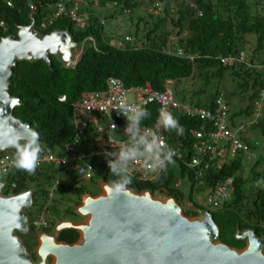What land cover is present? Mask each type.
Returning <instances> with one entry per match:
<instances>
[{"label": "trees", "instance_id": "1", "mask_svg": "<svg viewBox=\"0 0 264 264\" xmlns=\"http://www.w3.org/2000/svg\"><path fill=\"white\" fill-rule=\"evenodd\" d=\"M11 1L13 6L8 7L4 0H0V18L5 25L4 29L0 28V37L15 35L17 25L28 24L33 19L39 35L52 30H67L72 41L81 43L84 40L82 53L72 67L65 66L60 57L51 54H47L48 62L43 59H15L10 67L6 92L18 101L12 107L11 115L39 132L45 150H62L65 144L71 142L74 128L70 103L81 91L102 89L110 76L118 78L124 86H140L147 82L158 90L163 89L165 79H172L177 84L181 79H189V92H185L190 95L189 103L210 106L222 90L224 75L228 74L235 84L231 89V93H234L232 98L235 97L233 102L222 93L229 128L256 134L250 138L264 143V0H191L195 5L193 8L184 4L183 0H158L161 7L156 6L157 9L150 7L156 0H97L96 7H87L88 20L83 28H74L67 16L58 17L47 24L45 16L57 0H38L40 4L31 17L24 0ZM62 1L67 8L71 7V0ZM172 8V13L167 11ZM39 20H45V26L38 27L36 21ZM121 24L127 26L124 34L134 35L133 39L143 44L137 47L126 43L122 47L114 46V41L122 40V37L114 34L115 27ZM106 25L108 28L104 31ZM130 26L133 27V33H130ZM171 31L175 35V45L181 47L185 54L194 55L192 60L169 56L160 51ZM248 34L254 36L250 47L247 45L250 40ZM246 49L249 50L245 53L246 59H236L235 64L230 65L220 63V58L237 57L240 50ZM258 93L260 101L256 106ZM59 95H64L65 100L58 101ZM142 107L150 112V116L142 122L149 123L155 116L156 105L150 103ZM172 115L183 127V133H187L190 127L200 129L207 125L197 117ZM240 118L247 120L239 121L234 126V120ZM164 134L171 144L181 137L174 130L164 129ZM242 139L249 143L247 138ZM84 141L83 138L78 143L79 149H87ZM183 144L187 147L188 143ZM8 152L16 155L15 149L11 147L1 152L0 156ZM189 157L190 151L185 150L181 159L173 158L176 161L174 166L170 165L166 173H157L150 181L132 177L127 189L134 192L148 191L151 194L162 193V189H166L167 194L179 203L182 198L175 185L179 177L187 181L189 200L199 186L210 187L214 180L231 177V200L237 207L211 213L218 228V240L241 248L244 240L235 238L234 232L245 227L251 228L256 236H264V187H260L264 178V146H260L251 160L243 159L241 155L223 162L216 158L206 160L207 169L197 177L196 182L193 169L185 165ZM108 159L106 156L88 158L93 167V181L98 178L110 185L116 179L110 173ZM216 162L220 164L218 169L215 168ZM62 172L70 175L60 171L58 166L50 165L38 167L33 174L11 169L3 178L2 194L15 195L30 189L32 196L35 194V199H38L44 196V187L50 179L55 175H63ZM10 183H14L11 189ZM245 187L255 190V198L249 204L240 206ZM62 192L61 197L53 198L49 205L50 214L56 216L55 224L65 218L71 220L76 215L70 195L78 196L84 189L81 183L78 186L70 184ZM35 199L32 197V205H38ZM62 203H65V208H59ZM184 213L196 215L195 211L187 209ZM50 223L41 231L48 232ZM27 232H32L36 238L32 227L28 226ZM225 233L229 240L225 239ZM16 234L25 246L21 233ZM77 238L78 233L73 228H62L54 234L56 241L69 244ZM34 256L30 255L32 261L35 260ZM44 264H49L48 259Z\"/></svg>", "mask_w": 264, "mask_h": 264}, {"label": "water", "instance_id": "2", "mask_svg": "<svg viewBox=\"0 0 264 264\" xmlns=\"http://www.w3.org/2000/svg\"><path fill=\"white\" fill-rule=\"evenodd\" d=\"M25 29L28 39L37 37L34 30ZM53 32L65 42V51L58 50L57 43L48 53L58 50L65 65L71 67L80 49L73 60L76 44L69 40L67 31ZM3 39L20 46L21 54L16 59L46 57L44 49L33 54L29 41H20L19 32L0 42ZM15 58L11 55L7 60L0 59V152L10 147L15 130L26 125L11 115L17 98L8 96L5 90ZM2 184L0 181V264H44L46 256L52 259L50 264H264V237H256L252 230L236 233L235 237L245 239L243 248L236 250L216 239L217 228L208 212H203L200 219H190L172 198H154L148 191L127 188L116 193L107 183L102 184L101 194L85 195L75 207L77 213L86 216L85 221L55 224L54 234L62 228H73L78 239L69 244L56 241L54 234L41 232L36 248L40 263L32 262L15 233L26 232L27 216L22 208L31 205L32 191L3 196Z\"/></svg>", "mask_w": 264, "mask_h": 264}, {"label": "built area", "instance_id": "3", "mask_svg": "<svg viewBox=\"0 0 264 264\" xmlns=\"http://www.w3.org/2000/svg\"><path fill=\"white\" fill-rule=\"evenodd\" d=\"M83 3L82 0H73L71 7L67 8L62 0L55 1L53 4L54 9L47 23L58 17L67 16L75 26H81L86 19L85 12L79 10V5ZM29 7L34 8L31 4ZM44 25L45 22L40 23L41 27ZM124 39L128 40L130 37L125 36ZM222 62H227V60L224 58ZM58 100L63 101L64 96H60ZM150 102L157 106L155 116L149 123L142 122L141 127L158 130L165 144L163 128L159 125L161 109H165L171 114L176 112L178 115H184L185 117H198L207 124L197 130L189 128L187 133H183L182 137L178 138L172 147L176 153L175 157L181 159L183 155L180 153L183 142L181 139L188 143L190 157L185 163L187 167L196 172V176L207 169L206 160L216 158L223 162L227 157H235L237 153H241L247 158L254 157L260 146H264V143L261 142L259 147L256 146L250 150L247 144L237 137L236 133L228 127L225 119V106L219 97L214 100L212 110L195 108L176 101L170 87L167 85L163 91L151 89L147 85L124 87L118 79L109 77L103 89L83 92L70 103L71 123L74 130L71 142L64 146L67 155L41 154L39 166L41 164L53 165L64 171L75 173L74 180L77 183L80 180L91 179L93 177V167L88 158L94 156L114 158L109 157L108 154L118 150L121 143L128 139L125 133L127 122L125 117L120 114L124 106H143ZM83 138L87 146L86 150L77 147ZM14 158L8 153L0 156L1 174L15 168L13 165ZM215 164L216 168H220L218 162ZM156 173L146 167L143 161H137L131 166V177L136 180L154 179ZM66 179L68 180L54 178L49 187L46 188L45 203L42 205L38 216L31 222L34 228L46 225L45 215L50 211L48 203L59 186L62 185L65 189L69 184H73L69 177ZM227 185H230L229 179L221 183L217 182L211 192L206 195L205 200L209 203L212 202L214 205L218 204L219 200L216 199L215 201L214 195L220 199L225 198L224 189ZM12 187H14V183H10V188Z\"/></svg>", "mask_w": 264, "mask_h": 264}, {"label": "clouds", "instance_id": "4", "mask_svg": "<svg viewBox=\"0 0 264 264\" xmlns=\"http://www.w3.org/2000/svg\"><path fill=\"white\" fill-rule=\"evenodd\" d=\"M24 1H25V5H26V7H27V9L29 11V16L31 17V15H33L37 11V5H39L40 2L38 0H36V1L24 0ZM71 1L73 2V0H71ZM82 1H84V3L79 5V10L80 11H84L85 14H86V19L84 20V23L81 26H75L74 23H73V21H71L67 17L72 22L74 28H83V27H85V25L87 23V20H88V18H87V11H88L87 10V7L88 6L96 7L98 5L97 4V2H98L97 0H82ZM123 1H126V0H123ZM129 1L132 2V0H129ZM183 1H184V4L190 6L191 8L195 7L194 3L191 0H183ZM4 2L6 4V6H8V7H12L13 6V3H12L11 0H4ZM30 4L34 6L33 9H31L29 7ZM53 4H54V2L52 3V6L49 7V14L47 13L48 15L45 16L46 17L45 20L49 19V17H50V14L52 13V10L54 9V5ZM156 6L161 7V3L158 0H156L152 5H150V7L157 9ZM164 6H166V5H164ZM167 11H169V12L172 13L174 11V8L168 9ZM196 12L198 14L200 13L199 10H196ZM45 20L36 21V23H38L37 26L38 27H41L40 26V23L41 22H44ZM47 24H49V23H47ZM4 27H5L4 22L0 18V28L1 29H4ZM25 27H29L30 29L34 30L36 32L38 38H40V37L48 34V33H46V34H43V35H39L38 34V29H36L34 27V23H33V19H32L28 24L17 25L16 26V31H15L16 33H15V35H13V34H8V35L16 36L17 33L21 30V28H24L25 29ZM53 31H67V30H52V31L49 32V34L52 33ZM171 32L172 33L170 34L168 41L165 43L164 47L160 51L162 53L166 54V55H169V56L183 57V58H188L189 60H192V58L194 57V55L189 54V53H186L185 54L183 52V49L181 47L175 45V43H174V41H175V35H174V32L173 31H171ZM67 33H68V31H67ZM8 35L1 36L0 39L3 38V37H6ZM68 35H69V33H68ZM125 36H129L130 39L125 40L124 39ZM133 37H134V35H130L128 33H125L122 36V40L121 41H118V40L114 41V46H116V47H122L124 43L131 44V45L134 44L133 47L140 46V44L142 43V41L133 39ZM69 40L71 42H74V41H72L70 39V35H69ZM253 41H254V36L252 35L250 37L249 43H247V45H249V44L252 45L253 44ZM83 42H84V40L81 43L74 42L76 45L72 49V52L74 54L73 57H72L73 60H74L75 54L78 52L79 49H80V54L82 53ZM57 53H59L61 55V53L59 51H57L56 53H53V54L52 53H48V51H47L46 52V57L43 60H45L46 62H48V60H47V54L54 55V54H57ZM80 54H79V56H80ZM245 57H246L245 52L243 50H240L238 52V54H237V57H233V56L227 57V58H225L227 60V62H222V59H224V58H220V63L221 64H228V65L235 64V62H236L235 60L236 59H242L243 60V59H246ZM229 58H231V59H229ZM28 59H42V58H31L30 57ZM61 61L65 65V62L62 59H61ZM75 63L72 66H74ZM67 67H69V66H67ZM110 77H112V76H110ZM113 78H116V77H113ZM116 79H118V78H116ZM184 80L185 79H181L180 80V82H179L180 85H181V83ZM105 83H106V81H105ZM105 83H104V85H105ZM175 83L176 82H173L172 79H165L164 86H163V89L162 90H158V89L152 88L150 86V84L147 83V82H145L143 85H140V86L147 85L151 89L158 90V91H163L164 90V87L167 85V86L170 87L171 93H172V87L175 86ZM6 87H7V85H6ZM124 87H133V86H124ZM180 90L184 92V96H182L179 99H175V100L178 101L180 104H184V105L186 104L188 106L195 107V108L210 109V110H212L214 108V100L216 98H218V97L221 100L223 99V97H222L223 96V94H222L223 92L221 91L213 99V101H212V103H211L210 106H208V105L203 106V105H197V104L194 105L193 103H189V97H190L189 93H185V92H189V91H186L185 89H183V90L180 89ZM88 91H95V90H88ZM263 91H264V89H263ZM83 92H87V90L81 91L79 93L78 97ZM60 96H64V95H59L58 98ZM258 96H259V98L256 99L257 100L256 101L257 104H255L256 106H258L259 101H260V93H258ZM182 98H185V100L181 101L180 99H182ZM64 100H65V97H64ZM58 101H60V100H58ZM17 103H18V101H17ZM150 103H153V102H150ZM150 103H147V104H150ZM147 104H145V105H147ZM145 105H143V106H145ZM173 113H174V115H178L176 112H172V114ZM120 114H122L125 117L126 122H127L126 123V127H125V133L128 136V139L126 141H124V142L121 143V145L119 146L118 150H116V151L108 154L109 157H114V158H109L108 161H107L108 168L110 170L111 175L116 178L115 180L111 181L110 187L116 193H120V192L124 191L127 188V186L131 183V181H132V177H131V166L135 162H137V161H143L146 167H148L150 170H152L154 172H157V173H160V172L166 173L168 167L170 165H173L174 166L175 163H176V161L173 159V158H176L175 157L176 153L172 149V147L175 144L169 143L167 141V139H166V135L164 134L165 140H166V144H165L162 141V139H161V137L159 135L158 130L147 129V128H142L141 127L142 121L145 120V119H147L150 116V112L147 110L146 107H142V106H139V105L131 106V107L124 106L123 111H121ZM172 114L169 113L165 109H161V114H160V117H159V125H160V127L163 128V132H164V129L167 130V131H173L174 130V131H176V133L178 135H180L182 137V134L184 132V129L179 124V121ZM179 116L185 117L184 115H179ZM198 119L201 120L200 118H198ZM225 119L227 121L228 127H230V122L228 121V119H227L226 116H225ZM245 120H247V119L244 118L243 121H245ZM244 126H242V127H244ZM246 126H248V125H246ZM191 129H194V128H191ZM187 130H186V132H187ZM195 130H197V129H195ZM232 131H234L236 133L237 137L240 140H242L243 142H245L242 139L241 135H240V133L242 132L240 129H239V131H237V130H232ZM181 140L183 142H182V145L180 147V150H181L180 153L183 154L185 150L188 151V147H185L184 144H183L184 143V140L183 139H181ZM176 141H175V143H176ZM248 142L249 143H246V142L245 143L247 144V146L249 147L250 150L251 149H254L256 146L259 147V145L261 143V141L256 142V140H253L250 137L248 138ZM65 145H67V144H65ZM8 146H10V147H8L6 149H10L12 147V148L15 149V153H16V155L13 156L12 154H10L8 152L9 155H11L12 157H15L14 158V161H13V165H14L15 168H13V170L17 168L19 170L26 171V172H28L30 174L35 173V171H36V169L38 167L47 165V164H41L39 166V164L41 162V154H45V153H52L53 154V151H54V150H51V151L45 150V146L42 144V142L40 140V134H39V132L37 130H35L34 128H32L30 125H24L22 128H17L15 130V133H14L13 137L9 140ZM6 149L3 150V151H6ZM59 150L62 151V153H63L62 155H59V156H66L67 155V153L65 152V147L62 150L61 149H59ZM3 151H1V152H3ZM237 155H241L243 157V159L247 158V157L243 156L241 153H237L236 156ZM252 158L253 157H248L247 159L251 160ZM176 159H178V158H176ZM228 159H229V157L226 158V160H228ZM185 165H186V163H185ZM50 166H53V165H50ZM58 169L60 171H64V170L60 169L59 167H58ZM216 169H218V168H216ZM192 171H193V176H194V182H196L197 181V177L198 176H201L202 173L200 175L196 176L197 175L196 172H194V170H192ZM64 172L69 173L70 175H64L63 172H62L63 175H55V176H53V178L50 179V182L48 183V185L44 187V193H45L46 188L49 187V185L52 183V181H53L54 178H60V179L68 180L66 178L69 177L72 180V183L74 185H76V186H78V185H80V183H82V180H80L78 183H77V181L74 180L75 175H76L75 173H71V172H68V171H64ZM6 174L7 173H5V174H1L0 173V181L3 184H4L3 178H4V176ZM226 179H229L230 180V185H227L225 187V189H224L225 190V194H226L225 195V198L220 199L218 196L214 195V197H215L214 200L215 201H216V199L219 200V203L214 205L212 202H210V203L207 202L205 200V197H206L207 194H209L211 192V189H213L214 185L217 182L218 183L224 182V181H226ZM262 179L264 180V178H262ZM96 180H97V183L100 185V192L98 194H96V195H99V194L102 193V184L105 183V182H103L102 180H100L98 178ZM263 180H262V184H260V187L261 186L264 187V181ZM87 181H93V180L91 178V179H89ZM147 181H150V180H147ZM3 184H2V187H1V194H2ZM232 188H233V186H232V178L231 177H227V178H224V179L214 180L213 184L210 187H203V186L200 187L199 186L198 187V191H201L203 193V196L200 197L196 193V190L197 189H195V192L192 194L191 199L189 200L187 198V202L185 203V206L188 207V208H185V210L187 209L189 211H195L196 212V215H193V216L186 215L184 213L183 208H182L183 205H180V203L176 202L172 196H170L169 194H167L166 189H162V193L155 192L153 194L150 193V195L152 197H154V198H159V199H164L166 197L167 198H172L174 200V202L180 208L181 213L184 216H186L187 218H190V219H200V218H202L203 212H208L211 220L213 221V219L211 217V213L212 212L214 213V212L221 211V210H225V209H230L231 210V209H235L237 207V206H234L233 205L232 200H231ZM9 189H11L10 188V185H9ZM63 189L64 188L62 187V185H60L59 188H58V190L56 191V193L53 195V197L55 195H56V197H61L60 194L63 193L62 192ZM85 195L96 196V195H91V194L87 193L86 191L82 192L81 195L79 194L80 201L78 203L75 201V203L72 205V208L74 209V211H75V207L80 204L82 198ZM3 196H10V195H3ZM31 196H32V193H31ZM44 196H45V194H44ZM44 196H42L43 199H44ZM53 197L51 199V204L53 202ZM244 198H245V195L243 194V197L240 200V206H244L245 204H249L250 201H252V199L251 200H248V199L243 200ZM254 198H255V194H254ZM44 203H45V199H44V202L43 203L38 204V206H37V208H38L37 214L35 216H32V217H29L28 213L24 209V211L26 212V216H27V228H28V226H30V227H32L34 229V231L36 233L39 232V234L41 232H45V231H41L42 228L49 226L48 215H49L50 211H49V213H47L45 215V220H46V225L45 226L39 227V228H34L32 226V224H31V222H32L33 219H35L38 216V214L40 212V209H41V207H42V205ZM51 204L49 202L48 203V207ZM31 205H32V200H31ZM75 214L76 215H80L76 211H75ZM80 216L84 217L83 218V221L86 219V216H84V215H80ZM64 220L69 221L71 223H75V221L69 220L67 218H65ZM60 221H63V220H60ZM83 221L81 220V221H76V222H83ZM215 226H216V224H215ZM216 228H217V226H216ZM244 229H250V230H252L251 228H248V227L242 228L241 230H237L236 229L235 232H234V235H236V233L239 234ZM16 232H18V231H15V233ZM252 232H253V230H252ZM46 233H48V232H46ZM217 234H218V228H217ZM38 235H37V237H38ZM17 237H18V235H17ZM217 237H218V235H217ZM256 237H264V236H256ZM235 238H237V237H235ZM216 239L218 240V238H216ZM238 239H240V238H238ZM243 240H244V245H245V239H243ZM23 246H24V244H23ZM230 247H232V246H230ZM24 248H25V246H24ZM36 248H37V246L35 247V255L38 258V255H37V252H36ZM233 248H235V247H233ZM241 248H243V247H241ZM241 248H235V249L236 250L237 249L239 250ZM25 250H26V248H25ZM26 252H27V250H26ZM29 257H30V254H29ZM47 257L48 256L45 257V261L47 260ZM35 261H36V258L32 262H35Z\"/></svg>", "mask_w": 264, "mask_h": 264}, {"label": "rangeland", "instance_id": "5", "mask_svg": "<svg viewBox=\"0 0 264 264\" xmlns=\"http://www.w3.org/2000/svg\"><path fill=\"white\" fill-rule=\"evenodd\" d=\"M123 25L124 24H121V25L115 27V29H116V32L114 33L115 36L116 35H119L120 37H122V35L124 34V32L127 29V26H123ZM107 28H108V25H106L104 27V31ZM129 30H130V33H133L134 32L132 26L129 27ZM105 34L107 36H109V34L107 32H105ZM247 36L248 37H251L252 35L251 34H248ZM248 46L250 47V44ZM247 51H249V50L246 49L244 52L246 53ZM54 55L56 57H60V59H61V55L59 53L54 54ZM212 80L213 79H210L209 81H212ZM189 84H190L189 83V79H185L181 83V85H180V83H178V84L176 83L177 87H175V86L172 87V94H173L174 99H179L182 96H184V92L181 91L180 89H185L186 91H188ZM233 84L234 83H232V81L230 80L228 74H225L224 75V82L222 84V90L221 91L223 92V94L225 96L231 98L230 99L231 102H233V100L235 98V97L232 98V96L234 95V93H231V89L235 85V84L234 85ZM244 104H245V102H244ZM239 121H243V118L235 119L234 120V126H237V123ZM240 135L242 137L247 138V139L249 137H251V136H256V134L254 135L253 133H249L248 131H242L240 133ZM6 150H9V149H6ZM53 154L55 156H59V155H62L63 153L59 149H54ZM177 182L178 183L175 184V185L177 186V188H178V190H179V192L181 194V198H182L179 201V203H180V205H183L182 208H183V210H185V208H188V207L185 206V203L187 202V198H188V184H187L186 179L180 178V177H179V179H178ZM81 185H82L84 191H86L87 193H89L91 195H96V194H98L100 192V185L97 183V180H94V181L82 180ZM253 187H255V185H253ZM196 193L200 197L203 196V193L201 191H198V189L196 190ZM243 194L245 195V198L243 200H245V199L251 200V199L254 198L255 190L254 189H251V188L249 189L248 187H245ZM70 196H71V200H72V202H70L71 205H73L75 203V201L77 203L80 201L79 195L78 196L70 195ZM33 197H34V199L37 198L35 194L33 195ZM53 198H56V195ZM35 201L38 202V204H41V203L44 202V199H43V197L40 196V197H38V199H35ZM50 204H51V201H50ZM37 206L38 205L36 204V205H30L29 207L25 208V211L28 213L29 217L35 216L37 214V211H38ZM58 206H59V204H58ZM61 207L62 208H65V203L60 204L59 208H61ZM22 210H24V208H22ZM83 218L84 217H82L80 215H74L70 219L72 221H75L76 222V221H81V220L83 221ZM55 220H56V216H53V215H51L49 213V215H48V222L51 221V223H50V227L48 228V230H49L48 233L51 234V235L54 234ZM227 232L229 233L228 230H227ZM38 234H39V232L36 233V238H35V235L32 232H27V233H21L20 234V235H22V239H23V241L25 243V246H26L25 248H26L27 252L30 255H32V256L35 255V247L37 246V241L36 240H37V235ZM224 236H225V239H228L229 240V236H228L227 233H225ZM234 237H235V235H234ZM34 258H36V261L35 262H39L40 263V258L39 257L37 258L36 255H35ZM47 259H48V263L50 264V262L52 261V259L49 256L47 257Z\"/></svg>", "mask_w": 264, "mask_h": 264}, {"label": "bare ground", "instance_id": "6", "mask_svg": "<svg viewBox=\"0 0 264 264\" xmlns=\"http://www.w3.org/2000/svg\"><path fill=\"white\" fill-rule=\"evenodd\" d=\"M19 36L21 37L20 41H23V38H26L29 41L30 47L34 52L33 54L35 55L39 54L42 49L47 52L53 46L57 45V43V48L59 47L58 50L65 51V48L62 47V44L65 42L62 43L58 40V35L56 32H52L50 34L48 33L46 36H42L40 38L35 37L28 39V31L24 28H21V30L19 31ZM18 49H20V46L13 45L6 39H3L0 42V59L7 60L11 55H13V58L19 56L21 53L20 51H18Z\"/></svg>", "mask_w": 264, "mask_h": 264}]
</instances>
